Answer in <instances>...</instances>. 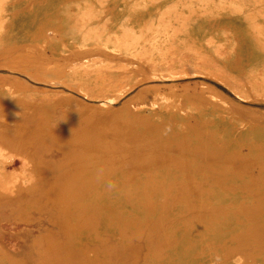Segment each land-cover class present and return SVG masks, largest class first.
Instances as JSON below:
<instances>
[{
	"label": "rangeland",
	"instance_id": "rangeland-1",
	"mask_svg": "<svg viewBox=\"0 0 264 264\" xmlns=\"http://www.w3.org/2000/svg\"><path fill=\"white\" fill-rule=\"evenodd\" d=\"M46 1L3 0L2 9L16 19ZM119 1L102 0L95 22L91 5L86 16L72 8L76 22L96 31L93 52L69 48L55 27L35 45L0 44V258L7 264H154L165 257L154 249L173 224L151 223L145 236L155 240L135 242L138 253L115 245L99 226L64 227L74 223L79 199L69 196L70 206H62L59 188L70 173L77 174L82 201L89 199L85 191L95 190L97 182L86 166L91 168L97 152L104 169L113 163L135 173L153 176L163 167L174 174L179 193L162 202L175 217L191 206L200 208L182 218L189 217L186 226L197 231L217 213L202 208L208 179L227 188V177L236 175L246 202L254 200L251 207L264 200V147L220 142L197 117L214 109L231 120L235 132L250 123L264 127V69L248 75L240 59L231 57V42L239 36L235 15L251 24L264 48V0H149L152 18L130 19L142 38L122 37L117 49L101 50L111 37ZM3 23L0 18V32L6 31ZM197 25L209 32L203 39L193 32ZM166 127L171 131L156 139ZM219 248L203 256L205 264L216 254L222 264L242 259Z\"/></svg>",
	"mask_w": 264,
	"mask_h": 264
},
{
	"label": "bare ground",
	"instance_id": "bare-ground-1",
	"mask_svg": "<svg viewBox=\"0 0 264 264\" xmlns=\"http://www.w3.org/2000/svg\"><path fill=\"white\" fill-rule=\"evenodd\" d=\"M47 0L42 7H36L32 12L14 19L13 15H7L2 9L0 0V18L5 19L3 26L6 31L0 32V44H37L42 41V35L49 27H55L69 48L78 47L82 53L93 52L96 47V31L92 29V24H79L76 22V16L72 13V8L82 16H86L83 11L87 4L94 8L91 19L99 18L101 15L102 0ZM130 0H120V9L112 22L109 34L110 39L103 40L106 48L101 50H115L117 41L123 37L125 40L141 39L137 36L140 27L134 24V17L142 16L145 19L152 18L147 2L149 0H135L137 3H131ZM165 4L166 0H159ZM108 2V1H107ZM142 6V9L140 8ZM157 7H155L156 10ZM78 9V10H77ZM157 11H154L156 14ZM131 19V20H130ZM94 20L93 22H95ZM112 21V20H111ZM233 26L237 29L238 39L231 42V57H237L244 64L245 72L253 75L264 69V48L254 34L251 24L245 22L239 15L232 17ZM92 22V23H93ZM135 27L130 29L129 27ZM8 29V30H7ZM199 39H203L209 34L199 25L193 31ZM142 33L141 31L139 34ZM229 58V57H228ZM234 70V69H233ZM234 71H240L235 68ZM153 110H151L152 113ZM153 115V114H152ZM151 115V116H152ZM199 120L204 121L208 128L214 134V137L220 142L229 143L235 141V145L247 144L250 147H264V127L246 124L242 132H235L233 123L229 118H224L214 109L199 113ZM158 120L157 123H161ZM140 130L142 127L139 128ZM164 132H161L156 139H163ZM113 141L111 147L115 146ZM194 144V143H193ZM234 145V147H235ZM189 150L195 152L194 146ZM96 160L90 159L91 168L86 166L88 173H93L97 167H100V154L97 152ZM106 166L105 177L96 183L93 191H85L90 194V198L82 201V176L70 173L67 185L59 189L58 201L62 206H70V197H77L79 203L75 204L76 215L74 223H67L66 228H77L84 231L99 226L100 232L111 236L113 242L118 247L126 250L136 251L135 242H147L155 240L152 235L145 236V230L151 223L158 226L173 224L174 229L170 228L166 235L162 236L163 244L159 243L154 251L166 253L164 258H160L154 264H205L203 256L214 252L215 246L221 252H237L242 258L238 264H264V200L257 206L251 207L250 203L254 200L245 198L241 187L242 181L236 175L227 177L229 184L223 188L218 182L208 179L202 195L204 197V210L217 212L213 219L204 228L197 231L192 226H186L188 220H183L189 214L200 211V208L190 207L186 214L169 216L168 207L162 202V199L168 195L177 192V185L174 182V174L161 167V172L156 175L144 173H135L133 168L123 166L114 168ZM24 170L20 171L24 173ZM89 176V174H88ZM196 178L202 179L200 174ZM111 180L117 184L115 190L109 191L106 188V182ZM84 193V194H85ZM85 194V195H86ZM70 196V197H69ZM88 196V195H86ZM55 198V196H54ZM83 215V216H82ZM190 216V218H191ZM92 222H96L95 224ZM143 231V233H141ZM141 233V234H140ZM131 234V236H128ZM200 235V236H199ZM102 236L92 237L95 241ZM104 240V238H102ZM82 243L81 239H77ZM106 242H103L105 244ZM206 243L205 246L203 244ZM151 247V246H150ZM252 250L253 258L248 254ZM142 253V250L140 251ZM140 253V254H141ZM248 256V257H247ZM244 258V260H243ZM147 260V259H146ZM0 264H7V260L0 258Z\"/></svg>",
	"mask_w": 264,
	"mask_h": 264
},
{
	"label": "clouds",
	"instance_id": "clouds-1",
	"mask_svg": "<svg viewBox=\"0 0 264 264\" xmlns=\"http://www.w3.org/2000/svg\"><path fill=\"white\" fill-rule=\"evenodd\" d=\"M169 131H171L170 127H166L165 133L167 134ZM105 177V169L103 167H97L95 170V178L97 182L103 180ZM106 188L109 191L115 190L117 188V184L111 180H108L106 182ZM222 257L219 254H216L212 257V264H222Z\"/></svg>",
	"mask_w": 264,
	"mask_h": 264
}]
</instances>
